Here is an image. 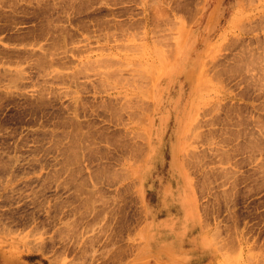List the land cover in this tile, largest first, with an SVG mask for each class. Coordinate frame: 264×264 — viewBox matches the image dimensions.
Segmentation results:
<instances>
[{
    "label": "rangeland",
    "instance_id": "1",
    "mask_svg": "<svg viewBox=\"0 0 264 264\" xmlns=\"http://www.w3.org/2000/svg\"><path fill=\"white\" fill-rule=\"evenodd\" d=\"M190 263L264 264V0H0V264Z\"/></svg>",
    "mask_w": 264,
    "mask_h": 264
},
{
    "label": "bare ground",
    "instance_id": "2",
    "mask_svg": "<svg viewBox=\"0 0 264 264\" xmlns=\"http://www.w3.org/2000/svg\"><path fill=\"white\" fill-rule=\"evenodd\" d=\"M184 59V58H183ZM185 63V62H184ZM178 64V63H177ZM180 68L178 69H173V70H170V72H168V74L159 81V83L156 85V90L153 92V97L155 98L156 100V108H155V115L153 117V119H151V123L152 124V128L153 131H154V134H155V141L152 145V152H151V164L155 161H157L158 159L161 158L162 156V151H163V142L164 140L160 139L161 137H163V134H164V131H165V121L166 119L168 120L167 118V114L164 113L162 111V106H161V100H162V96H163V92L165 91V89L168 87V85L173 81V78L174 75L181 71V69H184L183 67L179 66ZM183 79V78H182ZM172 87V86H171ZM153 98V99H154ZM152 131V132H153ZM152 136V134H151ZM152 142V140H151ZM171 150L173 151L174 150V147L172 146ZM149 155V154H148ZM175 168V167H174ZM149 170V169H148ZM163 170V169H162ZM174 170V169H173ZM164 172V171H163ZM146 173V172H145ZM150 174V171L148 172ZM149 174L146 176V181L149 177ZM144 176V175H143ZM142 176V177H143ZM179 176V175H178ZM144 178V177H143ZM155 181V180H154ZM180 182V181H179ZM143 185V184H142ZM153 185V184H152ZM155 185V184H154ZM143 187V186H142ZM181 189V187L179 188ZM142 190V189H141ZM140 190V191H141ZM185 190L186 188H183V193L181 194L178 193V196L180 195V197L177 199L179 200V203H180V207L182 208V217L183 215L185 214V211L187 209V206H186V203L187 201L184 202V197L186 196V193H185ZM181 191V190H180ZM142 193V192H141ZM189 200V199H188ZM192 200V198H191ZM195 203V202H194ZM178 204V203H177ZM189 205V204H188ZM187 212V211H186ZM155 216V215H154ZM153 216V217H154ZM180 223V222H179Z\"/></svg>",
    "mask_w": 264,
    "mask_h": 264
},
{
    "label": "crops",
    "instance_id": "3",
    "mask_svg": "<svg viewBox=\"0 0 264 264\" xmlns=\"http://www.w3.org/2000/svg\"><path fill=\"white\" fill-rule=\"evenodd\" d=\"M190 264H192V263H190ZM202 264V263H201Z\"/></svg>",
    "mask_w": 264,
    "mask_h": 264
}]
</instances>
